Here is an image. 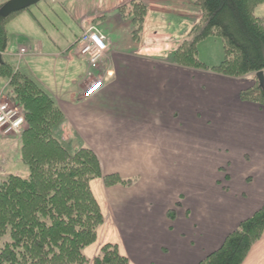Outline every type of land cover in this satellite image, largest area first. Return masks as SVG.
Masks as SVG:
<instances>
[{"label":"crops","instance_id":"obj_1","mask_svg":"<svg viewBox=\"0 0 264 264\" xmlns=\"http://www.w3.org/2000/svg\"><path fill=\"white\" fill-rule=\"evenodd\" d=\"M132 1H142L149 9L140 42L133 39V24L119 13ZM255 14L264 19V5ZM52 16L63 26L51 23ZM177 19L188 25L179 38L169 30L177 28ZM200 19V10L188 0H47L8 25L4 58L62 110L60 138L73 151L81 146L92 149L103 175L136 179L132 187H106L103 179L91 183L105 222L97 242L85 252L90 260L113 244L129 264H198L264 206V108L240 99L256 77L213 71L224 60L218 38L198 47L207 69L174 62L175 50ZM84 25L95 27L110 48L100 70L91 69L80 56ZM21 47L32 52L19 57ZM101 74L104 87L84 99L83 92ZM6 85L0 80V91ZM213 143L226 156L219 157L224 164L216 166V174L213 168H202L203 161L214 162ZM234 157L248 161L250 169L232 166ZM179 161L190 169H177ZM188 179L192 187L177 190V183ZM182 193L190 194L189 206L177 199ZM199 198L204 200L197 204ZM182 240L189 245L168 257L169 245ZM254 249V264H264V235Z\"/></svg>","mask_w":264,"mask_h":264},{"label":"trees","instance_id":"obj_2","mask_svg":"<svg viewBox=\"0 0 264 264\" xmlns=\"http://www.w3.org/2000/svg\"><path fill=\"white\" fill-rule=\"evenodd\" d=\"M201 12L200 21L174 52L175 64L205 70L199 45L209 38L223 43L224 60L213 71L234 78L257 76L264 71V19L255 10L264 0H188ZM5 4H0V10ZM31 8L0 15V53L9 47V23ZM134 26L140 42L149 9L142 1L119 8ZM0 80H10L9 96L24 115L27 128L20 139L21 158L29 178L9 176L0 182V264H129L117 245L107 244L90 260L86 250L97 242L104 216L91 188L103 179L106 187H132L136 179L103 175L92 149L73 151L57 129L65 116L56 102L31 78L16 70L6 58ZM243 102L264 108V87L255 84L241 92ZM173 217L174 210L170 211ZM264 235V206L242 220L222 245L198 264H244L253 246Z\"/></svg>","mask_w":264,"mask_h":264},{"label":"rangeland","instance_id":"obj_3","mask_svg":"<svg viewBox=\"0 0 264 264\" xmlns=\"http://www.w3.org/2000/svg\"><path fill=\"white\" fill-rule=\"evenodd\" d=\"M53 5V4H52ZM60 2H55V6H58V7H60ZM55 6H53L54 8L53 9H55ZM34 7L35 6H33V7H31V9H32V11H33V9H34ZM75 10H77V8L75 7L74 8ZM57 13H59V12H57ZM179 14H186L187 16H188V13L186 12H181V13H179ZM51 18V23H55V25L56 26H58V27H61V26H63L62 24H63V22H62V20H60L58 17H56V16H52V17H50ZM40 21L41 22H43L44 24H45V21L43 20V18L40 16ZM181 19V18H180ZM103 20H99L97 23H99V22H102ZM124 21H128L129 23H131V21L129 20V19H124ZM157 21H158V19H157ZM167 22V21H166ZM186 20H185V22L183 23V22H181V21H179L178 19H177V28H175L174 30H172V28L171 29H169L170 31H172V32H174L175 34H176V38H179V37H181L182 36V31H184L185 29H186V26H188L187 24H186ZM168 23V22H167ZM9 30L11 31V32H13V30H12V26H9ZM192 30V29H191ZM141 37H143V33L141 34ZM188 40H189V37H188ZM135 42V41H134ZM180 44V43H179ZM126 45V47L128 48L129 47V45H130V43H126L125 44ZM108 46V45H107ZM110 51V48H109V46H108V50H107V52H106V54L108 53ZM204 52V51H203ZM106 54L104 55V57H103V60H102V64L104 63L103 61H104V58H105V56H106ZM203 55H206L205 54V52L203 53ZM201 59V58H200ZM101 63V62H100ZM103 75L101 74V76H98V77H102ZM106 76V75H105ZM102 78H104V77H102ZM106 78V77H105ZM98 82V81H97ZM10 91V88H7V92L6 93H8ZM4 97L6 98V99H8V101L12 104V105H16L12 100H11V98L8 96H6V94L5 93H0V101H5V99H4ZM23 134V133H22ZM22 134H21V136H22ZM21 136L19 137V136H16V135H4L3 133H1L0 132V182L1 181H3V180H6L9 176H12V175H19V176H21L22 178H29V175H30V172H29V170H28V167L23 163V161H22V158H21V143H20V139H21ZM214 140H217V138L215 137V139ZM214 142H216V141H214ZM4 143H6L5 145H3ZM213 147H214V162L213 163H211V162H205V161H203V163H204V166L202 167L203 169H210V168H213V171H214V173L216 174L218 171L216 170V166L217 165H221V164H224V161L223 160H221L219 157L220 156H222L223 158H224V160H225V151L223 150V149H218L217 147H216V144H214L213 143ZM7 153H10L9 155H7ZM205 155L206 154H204V157H205ZM9 156V157H8ZM204 157H203V159H204ZM208 159H209V157H208ZM201 161V160H200ZM231 163H232V166H235V167H238L239 169H246V170H248V169H250V167H251V165H249V163H248V161H246L245 159H241V158H238V157H234V158H232V161H231ZM195 164H199V162H193V166H195ZM200 165H201V162H200ZM192 166V167H193ZM190 169V165L189 166H185L184 165V163H181L180 161L179 162H177V169ZM224 168H226V169H228V170H230L229 168H227L226 167V165H225V167ZM198 169H200V168H198ZM194 170V169H193ZM230 180V179H229ZM189 179H188V181H186V182H181L180 184L179 183H177V190H179V188L182 190V189H184L185 188V186H189V188H191L192 186H191V183H192V181L189 183ZM191 186V187H190ZM188 188V189H189ZM177 199H180L179 201L180 202H182V204L184 205V206H186V205H188L189 206V204H190V201H191V199H190V194L189 193H187V195L186 194H184V193H182V195L181 194H177ZM249 199H250V201H251V199H252V195L250 194H248L247 195V201H249ZM204 199H198L197 201H196V203L197 204H200L202 201H203ZM258 206V204H254L253 205V207H256V208H258L257 207ZM259 209V208H258ZM221 218V217H220ZM12 240H11V237H10V235H7L6 237H4V239L0 242V248H2V247H4L5 246V244L6 243H8V242H11ZM186 245H189V242L188 241H185V240H182V241H180V242H178L177 241V245H176V243L175 244H171V245H169V246H171L170 248H171V250H170V253L169 254H167L168 255V257H171V256H174V255H176L177 254V248H179L180 249V247L182 246H186ZM256 245V244H255ZM253 248H254V246H253ZM253 248H252V250H253ZM252 250H251V252L250 253H252V254H249L250 256H248L247 257V262H246V264H254V261H255V259L257 258V255H256V252H255V249H254V252H252ZM262 256V258H264V255L262 254L261 255ZM177 264H179V263H177ZM190 264V263H189Z\"/></svg>","mask_w":264,"mask_h":264},{"label":"built area","instance_id":"obj_4","mask_svg":"<svg viewBox=\"0 0 264 264\" xmlns=\"http://www.w3.org/2000/svg\"><path fill=\"white\" fill-rule=\"evenodd\" d=\"M8 0H0V4ZM108 50L107 43L96 29L83 28L82 35L79 39V53L88 59L91 69H99L103 57ZM31 51L25 47L19 51V56H27ZM101 62V63H100ZM104 82L100 79L94 83L92 87L86 90L83 94L85 99L92 98L95 94L93 92L99 87L103 86ZM5 101H0V132L4 135L21 136L25 130L27 123L20 109L13 106L8 99L4 97Z\"/></svg>","mask_w":264,"mask_h":264},{"label":"water","instance_id":"obj_5","mask_svg":"<svg viewBox=\"0 0 264 264\" xmlns=\"http://www.w3.org/2000/svg\"><path fill=\"white\" fill-rule=\"evenodd\" d=\"M46 0H11L0 10V15L7 16L13 12L28 9ZM4 63L3 55L0 53V65ZM261 85L264 87V72L257 75Z\"/></svg>","mask_w":264,"mask_h":264},{"label":"bare ground","instance_id":"obj_6","mask_svg":"<svg viewBox=\"0 0 264 264\" xmlns=\"http://www.w3.org/2000/svg\"><path fill=\"white\" fill-rule=\"evenodd\" d=\"M102 87H103V86H101V87H99L97 90H95V91L93 92V94H95V93H97L99 90H101Z\"/></svg>","mask_w":264,"mask_h":264}]
</instances>
